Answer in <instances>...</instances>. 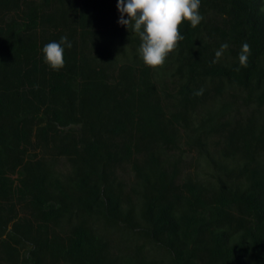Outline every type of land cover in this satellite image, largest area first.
Here are the masks:
<instances>
[{
  "label": "trees",
  "instance_id": "16d2710c",
  "mask_svg": "<svg viewBox=\"0 0 264 264\" xmlns=\"http://www.w3.org/2000/svg\"><path fill=\"white\" fill-rule=\"evenodd\" d=\"M199 12L152 68L116 0H0V264H264V0Z\"/></svg>",
  "mask_w": 264,
  "mask_h": 264
},
{
  "label": "clouds",
  "instance_id": "9594fccd",
  "mask_svg": "<svg viewBox=\"0 0 264 264\" xmlns=\"http://www.w3.org/2000/svg\"><path fill=\"white\" fill-rule=\"evenodd\" d=\"M120 18L117 23L131 27L138 34L141 44L139 54L148 67H162L168 54L175 50L183 39L179 26L188 21L195 28L204 19L199 12L200 0H116ZM125 14L127 19H125ZM64 46L71 48V42L66 36L59 42L47 43L43 49L45 62L53 69L64 66ZM224 43L215 53L213 63L217 62L228 48ZM251 46L244 43L239 54V65L247 67ZM202 94V90L196 93Z\"/></svg>",
  "mask_w": 264,
  "mask_h": 264
}]
</instances>
